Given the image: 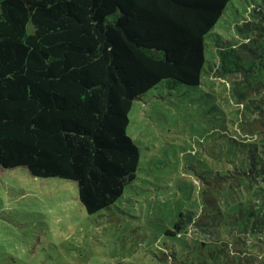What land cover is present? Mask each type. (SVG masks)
I'll use <instances>...</instances> for the list:
<instances>
[{
	"label": "trees",
	"instance_id": "obj_1",
	"mask_svg": "<svg viewBox=\"0 0 264 264\" xmlns=\"http://www.w3.org/2000/svg\"><path fill=\"white\" fill-rule=\"evenodd\" d=\"M231 1L0 0V169L74 180L88 214L109 208L140 159L134 100L214 71L237 105L222 111L229 151L164 234L172 264H264V0L235 23L238 41L214 30Z\"/></svg>",
	"mask_w": 264,
	"mask_h": 264
},
{
	"label": "rangeland",
	"instance_id": "obj_2",
	"mask_svg": "<svg viewBox=\"0 0 264 264\" xmlns=\"http://www.w3.org/2000/svg\"><path fill=\"white\" fill-rule=\"evenodd\" d=\"M257 2L232 0L214 30L242 40L235 23L253 19ZM209 58L214 70L217 59ZM213 72L198 86L158 84L134 100L127 134L140 159L109 208L88 214L74 180L0 169V264H172L175 240L164 230L179 210L200 205L201 176L229 151L223 139L233 128L222 111L238 116L231 78Z\"/></svg>",
	"mask_w": 264,
	"mask_h": 264
}]
</instances>
